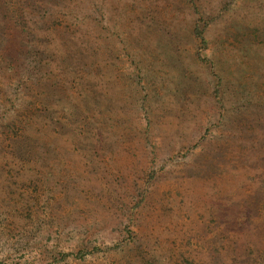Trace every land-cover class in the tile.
<instances>
[{
	"label": "rangeland",
	"instance_id": "obj_1",
	"mask_svg": "<svg viewBox=\"0 0 264 264\" xmlns=\"http://www.w3.org/2000/svg\"><path fill=\"white\" fill-rule=\"evenodd\" d=\"M0 264H264V0H0Z\"/></svg>",
	"mask_w": 264,
	"mask_h": 264
}]
</instances>
